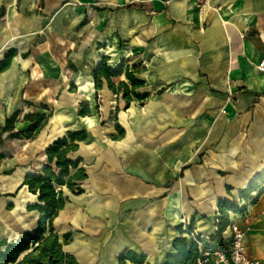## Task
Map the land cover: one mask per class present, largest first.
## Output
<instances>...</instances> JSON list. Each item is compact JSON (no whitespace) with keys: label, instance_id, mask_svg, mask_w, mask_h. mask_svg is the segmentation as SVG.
Masks as SVG:
<instances>
[{"label":"crops","instance_id":"crops-1","mask_svg":"<svg viewBox=\"0 0 264 264\" xmlns=\"http://www.w3.org/2000/svg\"><path fill=\"white\" fill-rule=\"evenodd\" d=\"M1 6L0 59L10 49L15 55L0 73V127L18 109L47 112L43 105L50 109L51 101H80L91 111L81 116L75 109L91 120L88 139L73 154L88 174L84 192L66 191L69 200L54 220L60 235L71 232L65 250L81 264H120L129 250L145 262L125 264H165L178 226L193 221L192 231L214 235L219 199H239L264 170V71L258 69L264 0H207L202 7L196 0H0ZM103 56L112 67L123 59L139 63L136 75L145 85L136 91L148 94L143 103H127L106 82L95 87ZM25 103L41 109H23ZM60 106L49 113L58 135L46 147L70 119ZM117 123L125 134L113 139ZM27 125L19 120L16 129ZM38 171L26 170L19 186L27 172ZM259 191L230 220L245 231L248 254L264 264V185ZM14 205L0 199V213L11 214ZM15 215L24 218L22 227H36L37 211ZM222 236L228 239L229 231Z\"/></svg>","mask_w":264,"mask_h":264},{"label":"trees","instance_id":"trees-1","mask_svg":"<svg viewBox=\"0 0 264 264\" xmlns=\"http://www.w3.org/2000/svg\"><path fill=\"white\" fill-rule=\"evenodd\" d=\"M5 14V7H0V20ZM15 55V49H10L3 59H0V73L6 70L11 59ZM141 71L139 63H129L123 59L116 67L107 63V56L97 64L94 72V82L97 89H101L106 82L109 88L117 96H122L127 103L137 100L143 103L148 97L147 93L141 94L136 90L145 85V81L136 74ZM124 75L126 80L116 81L115 78ZM79 115L90 114L89 105L80 104ZM45 109H49L44 104ZM22 109L14 111L9 115L5 124L0 127V160L5 157L2 147L6 139L26 138L33 140L48 123L51 114L45 111H28L22 114ZM23 120L28 122L26 128L16 129V122ZM117 135L113 139L124 136V128L117 123ZM88 139V131L85 128L67 130V132L53 140L45 149L47 163L38 172H27L20 187L26 186L27 190L36 195V202L27 205L28 210L39 213L37 226L27 230L21 239H0V264H81L77 258L66 251L64 245L70 240L71 232L60 235L55 231L54 220L59 212L67 204L69 197L66 191L75 194L84 192L82 182L88 177L86 168L81 165L83 158L73 156L78 151L79 143ZM11 173V170L4 171ZM264 185V170L258 173L251 183L239 192V199L220 198L218 202L219 216L217 218V231L211 239L218 243H226L222 233L230 221V212L244 213L249 203H254ZM19 187V188H20ZM258 193L253 196V192ZM14 195V193H7ZM12 208V204L8 205ZM193 221L186 225H180L177 229L180 235L173 240L174 252L169 253L165 264H189L195 252L198 250L195 238L189 237L192 231ZM188 233V235H184ZM200 236V234H198ZM126 260L134 263L145 262V255H138L129 250L121 259L120 264Z\"/></svg>","mask_w":264,"mask_h":264},{"label":"rangeland","instance_id":"rangeland-1","mask_svg":"<svg viewBox=\"0 0 264 264\" xmlns=\"http://www.w3.org/2000/svg\"><path fill=\"white\" fill-rule=\"evenodd\" d=\"M81 103L82 102L80 101L77 103L51 101L49 103L50 109H48L47 113L51 112V114L53 115L55 110L61 107V104L66 112L70 115V119H66L64 121L65 129L59 134H65L69 129L76 130L87 128L90 125L91 120L87 118L82 119L76 116L75 109H80ZM31 104H34V107H32L33 109H35V104H37V108L39 110L41 109L40 103H25L22 108L25 109L26 105H28L29 107ZM23 125L25 126V123H23ZM97 125L99 124L97 123ZM18 126L22 127L20 123L18 124ZM57 135L58 134H56L55 131L51 129V122H48L47 125L33 140L22 138L18 143L13 144L12 142H9L6 143L3 147L6 157L5 159L0 161V171L2 172L0 174V199H4L6 197L14 201V206H16L17 209H15V211L11 214H9L7 211H4L6 212V214L0 213V239L7 238L8 240H18L22 238L23 230H32L35 228L33 225L22 227L24 218L15 215V212L18 213L28 211L27 205L29 203L36 202V197L31 195L27 191L26 187L21 188L19 186V183L26 170L38 171L40 169V165L44 162L45 159L43 157L44 149L47 143ZM7 170H11V173H3ZM7 192H12L14 193V195L6 196ZM7 208L8 207H6V209ZM29 212L30 213H27L25 218H28L34 214V211Z\"/></svg>","mask_w":264,"mask_h":264},{"label":"built area","instance_id":"built-area-1","mask_svg":"<svg viewBox=\"0 0 264 264\" xmlns=\"http://www.w3.org/2000/svg\"><path fill=\"white\" fill-rule=\"evenodd\" d=\"M200 7L207 0H196ZM258 69L264 71V57L258 64ZM235 213L230 212V215ZM226 229L230 236L226 243H218L211 237H204L191 231L189 237L195 238L198 250L195 252L190 264H259V261L251 257L244 243L245 231L234 220H230Z\"/></svg>","mask_w":264,"mask_h":264},{"label":"water","instance_id":"water-1","mask_svg":"<svg viewBox=\"0 0 264 264\" xmlns=\"http://www.w3.org/2000/svg\"><path fill=\"white\" fill-rule=\"evenodd\" d=\"M38 213V212H37ZM37 226V225H36Z\"/></svg>","mask_w":264,"mask_h":264}]
</instances>
